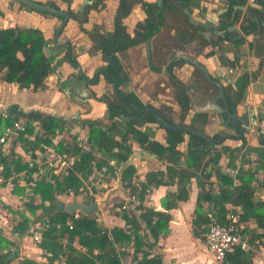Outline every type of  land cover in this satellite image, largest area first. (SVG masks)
<instances>
[{"label":"crops","instance_id":"obj_1","mask_svg":"<svg viewBox=\"0 0 264 264\" xmlns=\"http://www.w3.org/2000/svg\"><path fill=\"white\" fill-rule=\"evenodd\" d=\"M32 1L47 4L53 3L62 11H65L68 6L69 11L75 13L77 16L80 15L82 9L87 10L86 20L81 24L80 28L76 21L68 19L58 36V43H68L71 46L72 56L87 78H90L97 68L104 66L100 54L93 49L94 46L85 33L89 32L94 26H97L102 33H110L112 31V20L118 0H101L100 4L91 8L89 7L95 3V0ZM144 1L152 3L150 0ZM194 2H196L197 6L191 9L192 15L195 13V19L202 24L205 23L208 25V23H213L223 12L222 8L221 11L218 10L217 13H212L210 10L214 9V7L209 8L207 4L208 0L206 2L195 0ZM252 2L253 0H249V5H252ZM208 3L212 5L218 3L223 7V0H210ZM134 7L136 5H133L129 14L121 20L129 36H132L134 23L136 22L132 14ZM214 14L215 17L212 16ZM142 18H138V20ZM165 18L164 26L148 40L149 58L146 57L144 50L146 63L150 66L148 68L149 70L151 68L155 70L162 69L156 67L155 63H157V60H160L163 54L162 51L165 49L163 43L169 40L171 41L170 48L173 56L164 67L171 61L175 62L173 58H176L177 54L190 56L185 52V49L191 43L188 44V40H185V36L183 37V35L180 39L178 38L175 29L170 27L171 19L173 18L169 14ZM57 25L58 20L56 18L43 17L34 12L24 10L8 0H0V29L10 27H30L38 29L48 44V60L51 66V72L44 80L45 88L43 91L33 92L30 88L18 89L14 84H6L0 81V115L1 113L8 114V119L2 120V122L12 121L13 124L15 121L25 120L24 117L18 116V114L25 115L27 113H39L41 116H48L63 122L59 129L46 134L39 122L35 120L30 121L28 123L30 127L29 134L25 132V124L24 134L10 143L8 153H5L4 148L0 146V164L4 168V171L0 173V255H5V252L7 253L3 264H66V252L62 249L65 245L72 247L76 253L82 256L88 257V255L95 256L97 254L98 249L91 248L89 246L90 244L86 243L91 238L88 232H85L83 239L73 237L70 240L67 237V233H65L62 235L53 234L52 239L48 238L47 235H43L39 245L31 241L29 229L34 222L46 216L50 218L53 215H57L60 211H63L62 208L60 210L55 208L54 205L56 203H59L62 207L70 203L86 206L94 203L96 208L92 215L86 216L79 214L87 218H92L96 230H104L109 238V232L112 229L123 230L128 234V242H117L113 244L115 259L120 264H140L143 253L147 254V258L153 255L159 256L160 264H264V227H257L252 218H249L247 221H242V232L248 238L252 250L243 253L236 252L233 254V256L239 254L236 259L233 261L226 260L221 263L213 261L206 253L204 245V225L201 223V219L206 221L202 210V206L206 202L219 200V203L224 207L233 205L223 201L221 190L228 193L233 187L238 186L239 182L236 179V174H223L221 166L229 172L234 173V162L239 157L240 160L242 159L241 167H239L236 173L246 172V169H253L256 163L253 160L257 161L255 152L247 153L240 151L239 154L234 153L236 155L230 161L228 153L222 149L217 147L209 149V158L201 162L200 168L202 169L193 176L190 174L189 182L187 183L188 192L186 201L178 203L175 208L167 212L170 218L166 225V233L157 234L155 239L152 237L148 227H145L138 220L140 211L137 207L163 212L160 203L166 195L175 192L176 186L163 185L156 188H148L140 201L136 194L130 192L131 189L137 188L138 184L143 182L145 173L149 171H164L166 164L162 160H158L152 152L146 150L144 148L145 146H139L132 138H129L124 143L125 147H129L130 154L125 162L120 163L111 156L112 153L117 152L116 148H113L111 154H108L89 139L88 127L84 122L99 123L100 129L107 136L113 138L116 142H120L124 133V125L127 121L121 120L119 117L114 119V124L117 127L116 132H108L109 121L106 118V107L100 100L102 97L100 90L105 86V82L100 79L96 85H88L85 87L84 84L74 79L73 71L64 63L63 53L60 50L54 49L55 47L52 46L53 30ZM164 29L169 33V40L168 38L166 40L158 39ZM140 46H143L144 49L143 43L129 48L124 55L118 56L122 67L129 51L131 49H137ZM209 50L206 47L204 50L196 52V56L193 59L202 63L207 72L212 75V72L214 74L217 73L216 66L218 62L216 61L217 59L214 60V55L210 57L206 55L209 53ZM181 66L182 63L179 66L173 67L172 70ZM150 71L153 72L152 70ZM156 72L162 73L161 70L153 73ZM171 73L174 80H177L183 86L189 78L187 77L185 81L178 80L174 76L173 71ZM163 74H166V72ZM166 79L169 82L167 75ZM168 84L173 89L172 99L175 104L174 107L178 110V106L174 100L175 89L170 82ZM132 86L133 84L129 82L127 88L130 89ZM160 86L162 87L163 85ZM136 91L134 90L133 92L138 96L139 101L144 107H149L153 110L158 109L160 106L170 108L167 105L154 107L144 101V96L137 94L138 91L137 93ZM20 95H28V102L24 98L17 100V97ZM99 96L101 97L99 98ZM176 110L171 109L173 112L170 115L172 120L176 116L173 124H178L179 114ZM162 113L167 114L164 110ZM186 113L192 114L190 107ZM186 113L181 124H189L188 120L190 119L191 121L192 119V115L185 116ZM133 117L138 118V115L135 114ZM31 123L35 125H31ZM134 129L146 136L150 141L161 146L165 145V132L153 123L144 120L139 126H135ZM210 131L211 129L209 130L208 126L203 127L205 134H213ZM46 138L49 141L47 145L41 142ZM84 139L86 143L82 147H85V149L82 150L78 143H81ZM187 139L188 137L183 136V142L177 144L175 147L181 154L186 153ZM43 148L51 149L56 154H67L72 159L73 155H76L77 159H73V165L80 163L82 154H91L93 160L87 163L80 172L72 170L71 167V170L65 176L54 175L49 169L42 167V173L40 175L38 174L39 170L35 163L38 159L36 154L38 152H44ZM9 157L14 161L17 160L20 164L26 165L31 171L27 172L26 169H23L15 172L14 162L2 164L1 161ZM246 159L250 161V164H244L243 162L244 165H242V161L244 160L246 162ZM126 170L129 172L126 173ZM254 177L257 181H262L264 179V170L257 171ZM222 179H228L230 183L225 185ZM44 182L52 185L55 202L50 209L49 203L43 202L42 206L44 210L37 206L34 213L30 214L25 208L26 201L30 199L32 206L39 204L38 196L33 194L31 187L35 183ZM254 184L252 182L251 186ZM79 186L86 188L84 196L75 194L74 189ZM67 187L73 190V194L65 193ZM14 189H16L17 193ZM57 191L59 194L56 193ZM216 192L220 195L217 196ZM198 193H201L200 198L198 197ZM130 197H135V201H129ZM258 197L259 201H264V194L262 192L258 194ZM196 204L200 208L201 219L194 216ZM122 205L125 206V210H120ZM233 206H239L242 211L241 216L247 211L246 206ZM48 210L49 212H47ZM75 212L69 213L70 217ZM131 217L139 224L140 228L137 233L142 238L143 243L139 252L134 255L132 246V237L134 236L132 232L134 228L132 227L133 223L131 220L133 219ZM126 220L128 221L127 224ZM69 221L66 220L65 227H67L66 225ZM55 246L60 247L62 250L56 252L54 250ZM94 263L99 264L96 261Z\"/></svg>","mask_w":264,"mask_h":264},{"label":"trees","instance_id":"obj_2","mask_svg":"<svg viewBox=\"0 0 264 264\" xmlns=\"http://www.w3.org/2000/svg\"><path fill=\"white\" fill-rule=\"evenodd\" d=\"M195 0H162V5L157 8L155 4H148L142 2V0H119L118 5L114 15L113 28L110 33H102L97 27H94L91 31L87 32L88 38L92 41L94 48L99 51L102 56V60L106 63L104 72L108 74L110 80L116 79L118 81H125V76L123 74L122 78L119 77L120 64L118 56H122L129 48L136 47L143 44L147 39L152 38L159 30L164 26V18L167 14L171 18H175L177 15L181 16L184 20V27H191L183 14L184 9L195 8ZM249 0H225L227 8L224 13H222L219 18L220 27L228 26L233 21L238 18L240 13L239 9L234 10L233 7H244L245 17L243 18L242 25L240 26L241 31L246 34H252L254 39L247 43L248 49L247 54L250 57L259 58L264 55V45L259 43L264 41V0H253L252 5L248 4ZM140 4V7L145 14V19L141 23L135 25L133 36H129L125 27L122 25L121 20L125 18L133 4ZM50 6L58 9L53 3H49ZM68 5V4H67ZM21 7V5H19ZM257 7V8H256ZM22 8V7H21ZM24 10H27L23 8ZM87 11V10H86ZM66 13L69 15L70 19L75 20L79 27L86 20V12L77 17L71 11H69L68 6ZM166 15H165V14ZM233 13L232 22L231 14ZM49 17L46 15H42ZM81 30V29H80ZM219 40H217L218 42ZM217 42H209L208 44L213 47L216 46ZM204 44H207L206 42ZM44 38L42 33L35 28H19L10 27L5 29H0V81L6 84H14L18 89H28L30 88L33 92L43 91L44 80L48 77L51 72V66L48 57L45 54ZM219 63L223 66L232 68L233 63L237 60L228 61L224 56H221ZM182 61L178 63L170 62L166 66V75L175 89L174 100L178 106V120L177 123L181 124L183 121L184 114L189 109L188 97L185 93V88L183 84L174 80L172 76V68L179 66ZM155 72V69H150ZM251 76V75H250ZM255 78V76L249 77L248 74H243L242 76L236 78L235 86L237 88L235 94L232 97L233 104L237 103L238 100L244 98L246 86ZM95 81L92 80L90 84ZM104 98L102 99V101ZM120 98L116 101L108 102L104 100L106 104L108 132L115 133L116 126L114 124V119L118 118L119 115L124 117L134 116L135 110H140L144 108V105L137 99V97L129 93L125 95V100L123 101V107L119 104ZM131 105V106H126ZM127 107V108H126ZM167 112L163 114L162 111ZM155 113L166 123L173 124V120L170 115L173 113L170 108L160 106L158 109H154ZM18 116L24 117L26 120V131L28 134L30 132V127L28 123L30 121L39 122L41 128L46 134L59 129L63 122L59 119H54L48 116H41L39 113H27L18 114ZM144 120L153 123V118L147 115L144 119L136 120L132 119L126 122L124 125V133L121 137L120 142H116L113 138L107 136L104 131L100 129L99 123L94 122H84L88 127L89 139L95 143L99 148L111 154L113 148L117 149L116 153H112L111 156L116 159L117 162H125L130 154L129 147H125L124 143L132 138L135 140L139 146L144 147L146 150L152 152L158 160H162L166 166L164 171H149L145 173L143 182L138 184L137 188H132L131 193L137 195L141 201L143 195H145L148 188H156L158 186H169L175 185L176 190L172 194L166 195L160 206L163 212L155 211L154 209H143L137 207L140 211L138 215V220L141 221L145 227H148L152 237L155 239L157 234L166 233V225L169 221L170 216L168 211L175 208L178 203L184 202L187 199V183L189 182L190 174L192 176L201 170V162L209 158V149L206 147L205 143L192 136H188L186 143V153H179L175 147L177 144L183 142V136L179 132H165V145L161 146L157 143L150 141L146 136L139 133L134 129L135 126H139ZM0 124L3 126L11 125L12 121L2 122ZM196 131L202 132L201 128L192 126ZM21 140V139H20ZM40 141V140H39ZM45 145L49 144L47 138L42 140ZM261 145L260 149L251 150L253 153L257 154V161L252 170L247 169L246 172H241L236 175L239 185L233 187V189L226 193L221 190V195L224 202H228L233 205H242L247 207V211L241 216V221H247L252 218L259 228L264 227V201H259L258 194L262 192L264 194V179L262 181H257L254 174L257 171L264 170V136L259 140ZM236 154L233 152L228 153L230 161L235 157ZM11 157V155H10ZM3 159L2 164H7L14 162V171L18 172L26 169L27 172L31 171L24 164H20L17 160L14 161L12 158ZM93 160L91 154H82L80 163L73 165L72 170L80 172L87 163ZM210 161V159H208ZM207 161V162H209ZM206 162V163H207ZM246 162L250 164V161L246 159ZM203 167V166H202ZM191 170V171H190ZM129 171L126 170V173ZM73 180V178H72ZM71 180V181H72ZM70 181V182H71ZM223 184H229L230 180L222 179ZM255 184L251 186V183ZM203 184V183H201ZM32 192L35 196H38L39 204L36 206L31 205V200H27L25 203L26 210L33 214L35 208H43L42 203L48 202L49 209L53 206L55 202L54 192L52 185L48 182L35 183L32 187ZM14 191L17 193L16 189ZM21 191V190H20ZM56 193L59 194L57 191ZM198 197H201V193H198ZM49 212V210L47 211ZM194 216L200 218V208L196 204L194 208ZM70 214L65 211H60L57 215L50 217V224L47 233L48 238H53L54 235H62L67 233L68 239L73 237H78L83 239L85 232L91 235V238L87 240L86 243L90 244L91 248L98 249L95 256L88 255L82 256L76 253L72 247H67L66 245L62 247L63 251L66 252L65 263L66 264H95L94 261L99 264H120L115 259V251L113 244L128 242L129 237L123 230L112 229L109 232L110 238L104 230H96L94 220L92 218H87L81 216L80 219L73 223L72 229L68 230L65 227L66 220H70ZM131 219H133L131 217ZM201 223L204 225V232L206 231V221L201 219ZM70 222V221H69ZM126 220V224H127ZM133 229L132 246L133 255L141 249L143 246L142 238L138 235L139 224L133 219L131 220ZM60 247L55 246L54 250L60 252L62 250ZM5 255H0V264L4 263V259L7 257ZM146 256V257H145ZM239 256L235 254L234 256L226 257L222 262L229 260L233 261ZM230 257V258H229ZM140 264H160V257L153 255L147 258V254L143 253Z\"/></svg>","mask_w":264,"mask_h":264},{"label":"flooded vegetation","instance_id":"obj_3","mask_svg":"<svg viewBox=\"0 0 264 264\" xmlns=\"http://www.w3.org/2000/svg\"><path fill=\"white\" fill-rule=\"evenodd\" d=\"M154 1L152 3H148V2H145L144 0H142V2H145L148 4H155ZM100 2H101V0H95V3H93L89 8L96 7L98 4H100ZM36 3H38V2H36ZM40 4H47V3H40ZM248 4H249V1H248ZM47 5H49V3ZM117 5H118V2H117ZM133 5H137L141 9L140 4L136 3ZM161 5H162V1H161ZM160 7H157V8H160ZM222 8H223L222 13H224L226 8H227V5L225 4L224 0H223V7ZM236 9L240 10L238 18H236L233 21V24L231 23L228 26L220 27V25H219L218 18L222 13L217 17L216 21H214L213 23H208V25H206L205 23L202 24L199 21H197L195 19V17L192 15V11L190 9H184L182 12L186 17L187 23L191 27H189V26L184 27L185 20L179 15H177L175 19H178L179 21L181 20L182 22L177 23V21H178L177 20L176 22H173L172 24H170V27L175 29V32L177 33L179 39L183 35V37L185 36L184 37L185 40L186 39L188 40V44L189 43H193V44L195 43V45L199 51L200 50L202 51L206 47H208V49H210L209 53L206 54L208 57L213 56V50L215 49V50H218L220 52V57L224 56L228 61H233V59H236L237 61L235 63H233V67H235L236 64H240V63H238L239 62L238 59L235 58V56H233L232 53L226 52L227 50L225 51L224 47L225 46L236 47V48L242 47L243 49H241V50L243 52H246V55L248 57H250L247 54V49H248L247 43H249L250 41H252L254 39V36L252 34H246L245 35L241 31V28H240V26L243 24L242 23L243 18L245 17L244 7H236L235 6V7H233V12ZM58 10H60V9H58ZM262 10L264 11V8ZM27 11H30V10H27ZM84 11L86 12L85 9H82L80 15L79 16L76 15V16L80 17L84 13ZM115 11H116V9H115ZM30 12H32V11H30ZM63 12L66 13V10ZM141 13L143 14V18L134 23V28H135V25L137 23H141L145 19V14L143 13L142 9H141ZM36 14H38V13H36ZM73 14L75 15V13H73ZM38 15L42 16L43 14H38ZM114 15H115V12H114ZM46 16H48V15H46ZM43 17H45V16H43ZM68 17H69V15H68ZM48 18H54V17L49 16ZM230 18L231 19L229 21L232 22L233 13L231 14ZM56 19L59 22V18H56ZM69 19H70V17H69ZM85 19H86V14H85ZM164 19H166V18H164ZM164 22H165V20H164ZM194 22H198V24H196ZM113 23H114V16H113V20H112V28H113ZM94 27H97V26H94ZM93 28H91V30ZM99 31L101 32L100 29H99ZM132 36H133V33H132ZM248 38H250V39H248ZM148 40L149 39H147L146 41H148ZM217 40H219V41L217 42ZM210 41L211 42H213V41L217 42L216 43L217 45L211 47L208 44ZM58 42L59 41L57 39L58 45H68L69 46V48H70V50H69L70 51V60L72 63H76L78 65L75 58L72 56L71 46L68 43H61V42L58 43ZM205 42L207 44H204ZM54 49L60 50L63 53V60H64V63H66L65 54H66L67 50L66 49H59L57 47ZM93 49L99 53V51L96 50L94 47H93ZM227 53H229L230 57L228 56ZM100 56H101V54H100ZM188 57L192 58L190 56H188ZM101 59H102V56H101ZM173 61H175V57L173 58ZM179 61H181V59H178L174 63H178ZM197 62L199 64L203 65L199 61H197ZM103 63H104V66L97 68L93 72V74L90 78H87V76L81 71V69L78 65V68L80 69L85 80L79 78L75 74V70L71 66H69L67 63H66V65L68 67H70V69L73 71L74 79H76L79 82H81L82 84H84L85 87L88 85H96L97 82L100 79H102L105 82V84H107L111 87V95L110 96L102 95L100 100L102 101V99L104 98V100L107 99L108 102H112V101H116V100H118V98H120L119 104L121 105V107H123L122 104H123V101L125 100V95H127V93L129 94V93L133 92L134 90L132 87H130L129 91L125 90V88H127V85L129 84V82L127 80V75H126L125 71L123 70L122 65H120L121 70L119 73V77L122 78L121 74H123L125 76V81L122 82V81H118L116 79L110 80L109 77H108L109 81H105L104 77H105V75L108 76V74H106L104 72L105 67H106V63L104 61H103ZM119 64H120V61H119ZM184 64H186V63H184L182 61V65H184ZM220 65L221 64L218 62V65L216 66L217 73H215L214 75H210L207 72L208 77H209L208 80L204 78L202 73H200L195 68L188 65L193 70L199 72L200 75H198L199 79H196V80L193 79V77L189 76V78L186 80L187 81L186 84L184 85L185 93L188 97V106L190 107V110L192 111L191 122L187 125H189L191 127L194 125V127L201 128V130H202L201 133H204L203 127L204 126L210 127L211 125H213V123L211 121H216V131L211 135H207L204 133L208 137H211L213 140H216L217 135H219V134L224 135V136L230 135V136H234V137H237L239 134H241L240 138L237 140L224 139L220 144H215L212 147H208V145L205 144L208 149H212L214 147H217V148H220L222 150H224V149H230L231 150V148H232V150L238 149L239 151H244L247 153L252 152L251 150H253V149L258 150L261 148L259 140L262 136H264V123H263L264 116H262V114H260V113H264V111H262L261 109H258L257 107L256 108L250 107L247 105L246 102H241L245 98L247 87L251 82L245 88L244 98L241 100H238V102L235 104H233V102H232V97L237 90V88L235 86L236 78L242 76L243 74H248V76L251 77L254 72H252V74L242 72L240 75L236 76V78H234V80H232V79L230 80V79H228V77L223 76L222 70H224L226 72V74H231L232 69L229 67H226L223 65L220 66ZM149 67L150 66H148V68ZM157 70L158 71L161 70L162 73H165L166 67H163L162 69H157ZM96 74H97V77H96ZM92 80H94L95 82L93 84H90ZM115 81H117L119 83L117 88H116V92H114V89H113L116 86ZM120 92H122L124 94V100H122L121 96L119 95ZM103 101H102V103L106 106L105 102H103ZM126 106H131V105H126ZM239 108H240V112L238 111ZM131 109H132V111H134V115H135L136 110L133 108H131ZM211 115H212V117H211ZM146 116L147 115H145L144 118ZM231 116L233 118H231ZM138 117H139V115H138ZM126 118L131 119V118H133V116L132 117H126ZM129 121L130 120H128L127 122H129ZM252 141H254L256 143V145L254 142L252 143Z\"/></svg>","mask_w":264,"mask_h":264},{"label":"rangeland","instance_id":"obj_4","mask_svg":"<svg viewBox=\"0 0 264 264\" xmlns=\"http://www.w3.org/2000/svg\"><path fill=\"white\" fill-rule=\"evenodd\" d=\"M150 1L153 2L154 0H150ZM206 1L207 0H202V2H206ZM208 2H210V0H208ZM208 2L207 4L209 5L210 9L214 7V9L210 10L212 11V13H217L218 10L220 11L222 10L220 4L217 3L215 5H212L211 3ZM132 14L135 17L134 18L135 21H138V18L143 17L141 13V9L137 5L136 7H134V12ZM193 16L195 17V13L193 14ZM212 16L215 17V14ZM175 18L171 19L172 20L171 24L178 20ZM179 22L181 23L182 21L178 20L177 23ZM166 38H168L169 40V33L167 30L164 29L162 33H160L158 39L166 40ZM170 43H171L170 40L167 41L166 43H163L165 49H163L162 51L163 54L160 60H157V63H155L156 67L163 68L166 65V63L172 58L173 55L170 48ZM259 43L264 45V41H260ZM224 48L225 51L227 50L226 52L232 53L233 56H235V58L238 59L239 61L238 63L240 64H236L235 67L231 68L232 69L231 74H226V72L222 70L223 76L228 77V79L230 80L231 79L234 80V78H236V76L240 75L242 72L250 73V74L254 72L252 75L255 76V78L248 85L245 98L241 102H246L248 106L253 108L257 107L258 109L264 111V55L259 58L256 57L251 58L246 55V52H243L241 50L243 49L242 47L236 48V47L225 46ZM196 49L197 47L195 43L194 44L191 43L186 47L185 52L188 53L192 58H194L196 56V52L199 51V50L195 51ZM227 54L229 56V53ZM213 55H214L213 58H215L214 60L217 59L218 61L217 60L216 61L219 62L220 52L214 49ZM126 57L127 59L125 60V62H123V68L127 75L128 78L127 80H129V82L133 84L132 86L133 90H137L138 91V93L136 91L137 94H142V96H144V101H146L148 104L154 107H159V105H167L171 109L176 110V108L174 107L175 104L172 99L173 89L168 84L170 81L168 82V80L166 79V74H163L161 72L153 73L148 69L146 59L144 57L143 46H140L137 49H131L129 53L126 55ZM172 71L174 76L178 80L180 79L183 81H185V79H187V77L189 76L193 77V79L195 80L199 79L198 75H200L199 72L193 70L190 66L186 64L182 65L179 68H174ZM212 75H214V72H212ZM160 85L163 86L161 87ZM125 90H129V88H125ZM100 91H101V96L111 95V87L107 84H105V86H103V88ZM101 96H99V98ZM21 98H24L25 101L28 102L27 101L28 95H20L19 97H17V100H20ZM176 111L178 113V110ZM238 111L240 112V108L238 109ZM189 115L192 114L186 113L185 116H189ZM174 118L175 119L173 120H176V116H174ZM188 122L189 123L191 122L190 119L188 120ZM211 122L213 123V125L209 127V130L211 129L210 132L214 133L216 131V121H211ZM253 142L254 141H252V143ZM223 151L226 153H230V152L237 154L240 153L238 149H233V150L224 149Z\"/></svg>","mask_w":264,"mask_h":264},{"label":"built area","instance_id":"obj_5","mask_svg":"<svg viewBox=\"0 0 264 264\" xmlns=\"http://www.w3.org/2000/svg\"><path fill=\"white\" fill-rule=\"evenodd\" d=\"M8 114L1 113L0 120H7ZM25 120L15 121L12 125L2 126L0 124V146L4 148V152H9L10 143L17 139L20 135L24 134L25 130ZM31 125H35L31 123ZM86 143L84 139L78 145L81 149ZM44 152H38L36 165L38 167L39 173L41 175V168L45 167L51 171L54 175H67L69 170L73 165V159H77L76 155L67 156V154H56L51 149L43 148ZM69 152V151H68ZM70 154V152H69ZM242 160V159H241ZM241 160L238 157L235 160L234 173L229 172L223 166H221V171L223 174L234 175L238 172L237 170L241 167ZM256 162V160H253ZM247 163L244 160L242 165ZM255 166V165H254ZM247 170V169H246ZM252 170V169H250ZM4 171L3 166L0 164V173ZM235 181L236 179L233 178ZM237 184V182H236ZM84 185V184H83ZM85 187H76L74 189L75 194L79 196L85 195ZM65 193L73 194V190L69 187L65 189ZM216 195L220 194L216 192ZM129 201H135V197H130ZM125 206L122 205L120 210H125ZM203 213L206 219V231L204 234V245L206 253L211 257V259L217 263H221L226 257L233 255L236 252H248L251 249V246L248 242V238L243 234V222L241 221L242 211L239 206L229 205L224 207L219 203V200H214L206 202L202 206ZM81 215L78 212L73 213L71 216L70 222L67 223V229L71 230L74 222L80 219ZM50 218L43 217L41 220L34 222L29 229L31 241L39 245L42 241V237L47 233L49 229Z\"/></svg>","mask_w":264,"mask_h":264},{"label":"water","instance_id":"obj_6","mask_svg":"<svg viewBox=\"0 0 264 264\" xmlns=\"http://www.w3.org/2000/svg\"><path fill=\"white\" fill-rule=\"evenodd\" d=\"M12 3L21 5L23 8L30 10L32 12L38 13V14H43V15H48L54 18H59V22L58 25L54 28L53 30V35H52V46L53 47H57L59 49H66L67 52L65 54V60L66 63L71 66L74 70H75V74L81 78L84 79L80 69L78 68V65L76 63H72L70 60V48L68 45H58L57 44V39L58 36L62 30V28L64 27L65 23L67 22V20L69 19L68 15L58 9H55L47 4H40V3H36L32 0H8ZM161 1L162 0H155V5L156 7H160L161 6ZM188 14V13H187ZM196 24H198V22H194ZM44 47H45V53L46 56L49 57V53L47 51L48 48V44L47 42L44 40ZM144 50H145V55L147 58H149L148 56V41H146L144 43ZM178 59H181V61H183L184 63H186L187 65H190L191 67L195 68L197 71H199L200 73H202V75L204 76L205 79H209L208 77V73L207 70L205 69V67L201 64H199L196 60L189 58L186 55H178L175 58V61H177ZM97 77V74H96ZM105 81H109L108 80V76L105 75L104 77ZM116 86L113 88L114 92H116V88L118 86V82L115 81ZM134 95H136L134 92H131ZM119 95L121 96L122 100H124V94L122 92L119 93ZM137 99L139 100L138 96H136ZM106 107V106H105ZM136 114L139 115L138 118L133 117V119L136 120H140L142 119L145 115H150L153 118V124L156 127H159L162 131L164 132H179L181 133L183 136H192L195 137L197 139L202 140L203 142H205L206 145H208V147H212L215 144H220L224 139H228V140H237L240 138L241 134H239L237 137L234 136H228V135H217V139L213 140L211 137H208L207 135H205L204 133H201L199 131H196L195 129H193L191 126L187 125V124H168L166 123L164 120H162L152 108L149 107H144L141 110H136ZM262 114V116H264V113H260ZM231 118H233L231 116ZM119 119L124 120V121H128L129 119L119 115ZM55 208L60 210L61 208L63 209V211H65L66 213H71L73 211H76L80 214L83 215H92V213L95 210V204L92 203L89 206L83 205V204H74V203H70L65 205L64 207H62V205H60L59 203H56Z\"/></svg>","mask_w":264,"mask_h":264}]
</instances>
